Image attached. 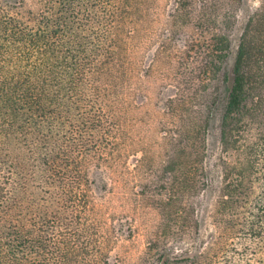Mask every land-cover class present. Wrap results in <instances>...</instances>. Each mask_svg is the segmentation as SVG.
I'll return each mask as SVG.
<instances>
[{"label": "trees", "instance_id": "trees-1", "mask_svg": "<svg viewBox=\"0 0 264 264\" xmlns=\"http://www.w3.org/2000/svg\"><path fill=\"white\" fill-rule=\"evenodd\" d=\"M260 2L244 23L231 74L223 69L218 153L203 169L210 195L216 193L219 234L207 236V253L185 250L186 264L210 263L227 248L229 264H264ZM132 5L135 0H0V264H108L93 243L91 196L108 188L91 166L108 163L101 147L113 146L116 122L105 108L104 83L114 82L111 67L123 62ZM217 39L226 61L229 36ZM192 227L197 231V222ZM161 256L162 264L177 259Z\"/></svg>", "mask_w": 264, "mask_h": 264}, {"label": "rangeland", "instance_id": "rangeland-1", "mask_svg": "<svg viewBox=\"0 0 264 264\" xmlns=\"http://www.w3.org/2000/svg\"><path fill=\"white\" fill-rule=\"evenodd\" d=\"M260 4L135 0L132 5L123 62L111 67L114 82L104 83L105 108L116 122L113 146L101 147L108 163L91 166L103 173L108 188L91 193L97 218L93 243L103 248L108 264H162L163 253L177 256L170 264H186L185 250L209 252L207 236L219 231L212 217L216 193L210 195L203 169L218 153L226 96L222 73L231 74L244 23ZM222 32L233 47L226 61L216 47ZM213 175L216 190L220 177ZM227 250L213 253L207 264H229Z\"/></svg>", "mask_w": 264, "mask_h": 264}]
</instances>
